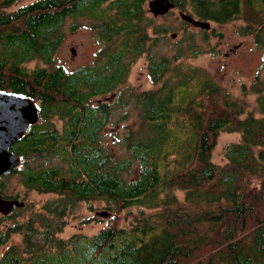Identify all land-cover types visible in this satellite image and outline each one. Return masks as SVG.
<instances>
[{
  "label": "trees",
  "instance_id": "obj_1",
  "mask_svg": "<svg viewBox=\"0 0 264 264\" xmlns=\"http://www.w3.org/2000/svg\"><path fill=\"white\" fill-rule=\"evenodd\" d=\"M16 1L0 0V89L29 96L40 119L11 148L21 164L0 178V193L19 197L4 181L17 175L26 189L58 198L28 218H22L26 202L0 213V264H263L264 78L257 74L252 84L260 115L246 114L229 91L210 77L198 80L201 69L181 62L207 52L199 44L155 58L168 27L154 24L148 0H34L7 10ZM172 1L200 20L241 21L239 34L253 36L264 61V0ZM85 16L104 46L91 64L70 71L56 63L62 29L66 20ZM144 53L151 82L164 81L159 90L125 87L131 62ZM33 60L44 66L28 71ZM120 109V121L134 116L138 127L117 137L131 153L122 160L102 143ZM53 118L63 121L60 128ZM222 132L241 134L227 146L225 166L212 161ZM49 155L61 164L30 165ZM92 200L116 214L137 208L136 218L127 227L109 219L93 234L60 236L70 208ZM16 235L21 239L14 242ZM206 245L210 256L196 259Z\"/></svg>",
  "mask_w": 264,
  "mask_h": 264
},
{
  "label": "rangeland",
  "instance_id": "obj_2",
  "mask_svg": "<svg viewBox=\"0 0 264 264\" xmlns=\"http://www.w3.org/2000/svg\"><path fill=\"white\" fill-rule=\"evenodd\" d=\"M32 1L34 0H17L16 3L7 10H15L21 5L28 4ZM179 11V9L175 8L168 14L154 19V24L168 27L167 34L165 33L164 36L165 38L155 47L154 57H169L181 48L186 49L193 43L197 44V46L199 44V46L203 47L207 52L199 54L195 58L189 53L187 55L189 57L181 60V62L201 69L200 74H198V80H202L204 77H210L222 89L229 91L233 100L235 99L239 105L245 107L246 114L252 112L257 116L260 115L257 104L258 96L254 92L252 84L257 74H260V76L264 78V68H262L264 61L262 57V48L254 42L253 36H242L239 34V29L242 25L241 21H233L225 24L211 22V28L206 30L183 21L179 15ZM185 12L190 13L188 11ZM149 16L155 18L150 12ZM76 22L79 23V27L72 29V24ZM62 31L64 38L56 53L57 64H62L71 71L87 66L99 57V51L104 46L102 42L103 39L101 40L98 35L96 23L90 21L88 17H81L78 21H74L72 18L66 20ZM173 33L177 34L176 37L172 36ZM113 43L117 44V41L114 40ZM107 46L108 50V48H110L109 43ZM234 46L235 49L232 50ZM72 48L75 49V54L72 52ZM147 56L148 54L144 53L137 58V60L133 61V63L131 62L130 76L125 87L128 86L137 92H142L145 90H159L164 86V81L158 82L157 84L151 82L147 70L149 62ZM36 66H44V64L41 60H33L25 64L28 71H31ZM170 76L171 73H169L168 77ZM122 88L123 87L119 88L117 91ZM116 93L117 92L110 93L108 97L111 99ZM106 99L107 95L98 97L94 99V101H105ZM124 111L125 109H120L112 114L111 122L104 128V136L102 137L104 141L102 143L106 145V148L114 152L113 156L118 160H122V158H131L129 156L131 153L126 148L127 142H122V139L117 137L124 138L127 128H138L133 124L134 116L120 121ZM133 113L134 111H132V114ZM52 121L55 122V125L59 128L63 124V121L58 118H53ZM115 134L118 135L115 136ZM240 139L241 134L239 132L220 133L217 144L212 152V161L219 166L227 165L228 160L225 157L226 148L231 143L239 142ZM60 164V158L50 155L30 162L31 166L39 167H49ZM129 177L128 174L125 178L129 179ZM254 180H260V177L255 176L253 178V181ZM4 181L6 191L13 195H19L18 198L23 199L26 202V206L29 207V210L26 211L22 218H28L32 212L40 210L46 203L52 202L58 198V195L55 193H41L37 190L26 189L17 175L4 178ZM177 193L180 198L184 197L181 191ZM195 209L196 208L193 210ZM102 210H108V208H106L105 203L101 200L80 201L75 203L63 218L67 224L64 231L59 235L67 238L77 232L93 234L101 228L106 227L109 219H112L110 225L127 227L136 218L135 216L138 209L134 208L132 211L122 210L117 214L110 211L111 217L97 215V212ZM204 231H206V229ZM239 233L242 235L241 232ZM20 239L21 237L16 235L13 237L12 241L17 242ZM242 239H244V237H242ZM247 240L249 239L247 238ZM210 251H212L211 246L206 245L195 257L196 259L201 258L205 260L210 256ZM259 262L264 264V258H260Z\"/></svg>",
  "mask_w": 264,
  "mask_h": 264
},
{
  "label": "water",
  "instance_id": "obj_3",
  "mask_svg": "<svg viewBox=\"0 0 264 264\" xmlns=\"http://www.w3.org/2000/svg\"><path fill=\"white\" fill-rule=\"evenodd\" d=\"M148 11L155 17L168 14L176 8V3L172 0H148ZM181 19L185 22L200 26L209 30L211 22L196 19L190 13L179 11ZM173 33V37H176ZM235 46L232 47V50ZM75 54L74 48L71 49ZM40 119L39 106L29 96L22 92L0 89V178L14 170L21 164V157L14 153L11 148L29 130L30 126L36 124ZM25 206V201L19 198H5L0 193V213L8 215L14 209ZM97 215L110 217L108 210L98 211Z\"/></svg>",
  "mask_w": 264,
  "mask_h": 264
},
{
  "label": "flooded vegetation",
  "instance_id": "obj_4",
  "mask_svg": "<svg viewBox=\"0 0 264 264\" xmlns=\"http://www.w3.org/2000/svg\"><path fill=\"white\" fill-rule=\"evenodd\" d=\"M196 19H197V18H196ZM189 24H191V25H193V26H195V27H199V28H201L200 26L194 25V24H192V23H189Z\"/></svg>",
  "mask_w": 264,
  "mask_h": 264
}]
</instances>
